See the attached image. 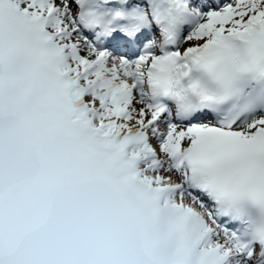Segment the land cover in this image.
I'll return each instance as SVG.
<instances>
[{
	"label": "snow or ice",
	"instance_id": "6c2138e0",
	"mask_svg": "<svg viewBox=\"0 0 264 264\" xmlns=\"http://www.w3.org/2000/svg\"><path fill=\"white\" fill-rule=\"evenodd\" d=\"M0 264H264V0H0Z\"/></svg>",
	"mask_w": 264,
	"mask_h": 264
}]
</instances>
